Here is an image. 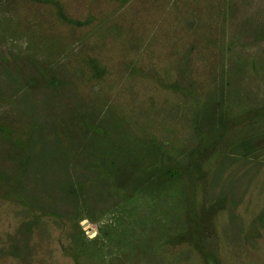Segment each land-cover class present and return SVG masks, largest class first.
<instances>
[{
    "label": "rangeland",
    "instance_id": "1",
    "mask_svg": "<svg viewBox=\"0 0 264 264\" xmlns=\"http://www.w3.org/2000/svg\"><path fill=\"white\" fill-rule=\"evenodd\" d=\"M193 237L264 264V0H0V264Z\"/></svg>",
    "mask_w": 264,
    "mask_h": 264
},
{
    "label": "trees",
    "instance_id": "2",
    "mask_svg": "<svg viewBox=\"0 0 264 264\" xmlns=\"http://www.w3.org/2000/svg\"><path fill=\"white\" fill-rule=\"evenodd\" d=\"M191 229H192V227H191ZM190 234L192 235L191 230H190ZM193 238H194V240H192V243H193L194 247L196 248V250L198 251L201 258L203 259V261L206 264H218L217 259L213 255H208L207 253H205L203 251V249L199 246L198 242L196 241V238L195 237H193Z\"/></svg>",
    "mask_w": 264,
    "mask_h": 264
}]
</instances>
